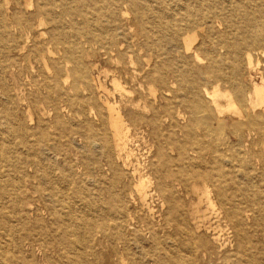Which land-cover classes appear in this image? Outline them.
Here are the masks:
<instances>
[{
    "label": "bare ground",
    "instance_id": "obj_1",
    "mask_svg": "<svg viewBox=\"0 0 264 264\" xmlns=\"http://www.w3.org/2000/svg\"><path fill=\"white\" fill-rule=\"evenodd\" d=\"M198 1L156 0L153 9L149 0H0V61L4 58L0 66L7 67L5 58L10 54L33 51L42 67L37 71L30 66L33 77H38L31 78L26 94L13 85L0 91V126L9 139L0 144V160L5 163L15 157L30 166L38 164L47 175L34 185L36 170L24 180L15 177L0 183V196L7 194L5 185L10 186L13 196L8 203L17 210L12 215L3 209L5 201L0 197L4 230L0 243L7 231L18 233L9 257L0 245V264H29L14 254L21 253L24 239H34L21 210L36 216L39 230L50 232L54 245L72 243L70 228L61 219L64 207L52 173L56 162L64 161L56 145L67 128L59 119L65 107L57 102L60 96L69 100L70 91L74 98L91 104L70 141L85 153L78 168L89 167L92 198L85 202L90 208L89 232L97 231L106 241L101 253H93L94 259H102L95 264L264 263V218L258 221L253 198L246 195L250 188L240 186L237 179L240 173L248 183L264 168V63L259 59L264 56V0H242L260 12L258 19H245L254 27L248 34L259 47L244 49L234 40L228 43L226 37V51L222 55L213 51L204 67L196 44L203 27L181 29L175 24L168 30L174 20L168 9L179 7L191 14V5ZM200 1L199 6L212 3ZM129 10L135 20L152 12L161 36L178 40L185 56L198 65L196 75L189 78L185 63L172 60L145 72L150 59L143 57L142 48L151 46L139 41L138 30L129 24ZM204 16L199 12L200 18ZM83 37L95 45L85 48ZM89 50L112 62H117L115 54L128 53L124 66L100 71L110 88L98 79L92 89L91 74L83 64ZM130 53L144 62L142 69L133 67ZM221 62L231 63V70H224ZM175 71L184 74L167 83L166 73ZM152 80L164 85L159 95ZM225 83L229 88L222 87ZM49 105L56 107L53 121L47 117ZM261 187L255 188L260 207L264 205ZM31 189L44 194L47 223L38 217L40 207L30 203L26 210L17 207L18 196L26 198ZM39 240L46 245V239Z\"/></svg>",
    "mask_w": 264,
    "mask_h": 264
},
{
    "label": "rangeland",
    "instance_id": "obj_2",
    "mask_svg": "<svg viewBox=\"0 0 264 264\" xmlns=\"http://www.w3.org/2000/svg\"><path fill=\"white\" fill-rule=\"evenodd\" d=\"M166 1L167 3H169L176 2L178 0ZM210 1L212 3L209 6H199L198 4L201 5L203 2L200 0L197 3H193L191 5L193 11L191 14L189 12L183 13V11L179 9V7H172L170 9L167 8L169 11L171 10L170 12H172V15L174 17L172 26L170 29H168L169 31L173 30L175 24H178L181 29H190L195 25L203 27V31L198 35L196 40V44L199 46L198 53L201 57H203L202 67L208 65L209 54H213V51H217L219 55H222L226 51L227 43H224V39L226 37H228L229 39L228 43H231L234 40L237 43L236 45L241 46L244 49L254 50L255 48L259 47L260 44L248 34L252 31V29H254V27L251 24H248L245 20L248 16L254 17L255 19H258L260 16L259 10L254 7L253 3L248 2L246 4L242 0H232L231 3L230 0ZM149 2L151 4V8H157L158 4L156 3V0H149ZM164 11L166 10L164 9ZM133 12L134 11L129 10V24H132V28H134V30H138L137 36L139 37V41H147V43L151 46L142 48L143 57L150 59L149 66L145 69V72L149 69L151 70L154 66H166V64L170 60L175 62L183 61V63H185V66L189 68V78L194 77L196 75L195 73L198 65L194 64L189 58L185 56L186 54H184L183 48L178 40L173 42L170 41L167 36H161V32L157 31L159 25H157L156 23L154 14L152 12H147L146 19L138 20L136 18V21L135 19L131 18L134 14ZM199 12L205 14V16L200 18ZM169 20L170 17H166L165 21ZM143 29L146 31V33L143 31ZM83 38L85 39V42H83V45L86 46L85 48H88L90 44H94V40H92L91 38ZM116 45L119 44L117 43ZM90 50L89 52H87L88 56L83 58V64L85 67V71L90 72L91 74V77L89 76V81L93 82L92 89H95L93 87L95 86V83L98 82V79H100L106 84V86L110 88L108 79L106 81H103V73H101L100 71L104 69L114 70L117 65L124 66L129 60L128 53L115 54L114 57L116 58L117 62H112L111 60H108L105 55H100L99 52ZM130 54L134 62L133 67L137 68V70L142 69L144 62L142 60H139L134 53ZM234 58V60H236L235 56ZM259 59L262 63H264V56H259ZM3 62L4 58L1 59L0 65L3 64ZM5 63L7 65L6 68H8L7 70L6 68L3 69L0 66V73L3 74V76L5 75L4 80L0 82V91L5 92L9 86L13 85V87L15 86V89L17 91L19 90V93L26 94L29 82L32 83L31 78L34 80L38 77L37 75L34 76L35 78L33 77L34 72H31L32 67L34 69H37V71L42 70V67L34 57L33 51L23 52L22 55L18 56H12L10 54L5 58ZM49 64L50 68L53 69V65L51 63ZM93 65H96L97 67L90 70V67H92ZM230 65L231 63L228 64L227 62H221L222 68H225L224 70H231ZM260 68L261 70H263L262 65L260 66ZM31 74L32 77L30 76ZM166 74V82L168 83L171 80L179 78L180 75L182 76L184 72L182 73V71H175L174 73L169 72ZM69 82H71V80H69ZM151 84L155 88V93L159 95L164 85L153 80L151 81ZM68 85L69 83H67L65 87ZM222 87L229 88L227 83L222 84ZM69 93H71L72 95L69 100L65 99L64 96H60V102H57L58 106L65 107V111L60 112L59 119L61 120L63 125L67 126V128L65 130L64 137H60L59 140L61 141L56 145L59 153L63 155L64 161H57L56 168L52 173L55 174L57 180V182L55 183V187L58 198H60L61 204L64 207L61 209V219L63 224H68L70 228L71 235L69 239L72 241V243H61L59 245H54L55 242L51 238L50 232L39 230L37 225L39 222H37L35 218L36 216L31 212L24 213L21 210L24 218L22 219V221L26 224V227H30V234L34 237V239H30L32 240L31 244L29 243V239H24L21 242V245L25 246H21V253L16 252L14 254L15 256H17V259L19 261L27 262L29 264L102 263V259L100 257L98 260L94 259L93 253H101L104 245L106 244V241L100 237L99 233L96 234L97 231H94L92 233L89 232V227L87 225V223L89 222L88 209L90 208L85 204V202L86 200L92 198L89 191L91 183V180L89 178V167L81 164L80 168H78L80 158L83 157L85 153L82 151V149L76 147L75 144L70 141L76 138L74 134V127H77L78 124L80 125L83 122L84 115L91 104L89 105L88 103L81 101L79 98H74L72 91H70ZM2 101L3 98L0 97V102ZM17 108L21 111L19 107ZM46 110L48 119L53 121L56 107L49 105L46 106ZM18 116L19 118L22 117L20 113H18ZM96 122V120H93V123L95 125ZM34 126L35 122L34 124H31L30 127L34 129ZM59 130H61V127H58V131ZM6 136V132H4L3 127L0 126V144H7L6 142L9 139H6ZM255 148L257 150L260 149V143L259 145H256ZM94 163L95 162L93 161V164ZM40 169L41 167L38 164L30 166L29 164L22 163L15 157L10 158L5 163L0 160V183H5L7 180L12 181L13 179H15V177H20L24 180V178H29L31 177V175L35 174L34 170H36V178L32 179L33 185L37 183V179L43 182L47 175L41 173L42 171H40ZM257 170L261 171L262 167ZM44 171H47V169H45ZM261 173L262 175L257 174L255 176H252L248 183L243 179V177H241L240 173H236L240 186L247 184V186H249L250 188L249 192H247L246 195H248L249 198H253V200H251L254 203L252 206L253 213L256 214L259 222H261V218H264V205L261 207L258 206L257 200L259 196L257 195L255 188L260 190L259 188H257V186L262 185L261 189L263 190V194L261 193V195L262 200L264 201V168ZM94 174L96 175V177H98L97 172H94ZM97 187H100V191L102 190V185H98ZM5 188L7 189V194H5V196H0L1 199H4L5 201L3 209H5L12 215H15L17 211L16 208L13 206V204L10 205L8 203V199L13 196L11 194L10 186L5 185ZM78 188L80 190V193L78 192ZM101 196L102 193L100 192V197ZM239 196L241 198L246 197L245 194H241ZM43 197L44 194H42L40 189H37L35 191L31 189L26 198L21 194L18 196L17 207L26 210V207L28 208L29 206L28 203H30L35 208L40 207L38 209V217H40L42 221L47 223L49 220V216L44 210V206L47 203L44 201ZM99 216H101L100 213L98 217ZM17 222L18 220L13 221V223ZM0 231L4 230H1L0 228ZM15 234L18 233L16 231L15 233L12 231H7V235L2 236L4 242L0 243L1 250L6 253L8 257L10 256L11 251L15 249L14 245L11 246L12 241L16 237ZM258 235H256L255 237H257ZM260 237L261 236L259 235V238ZM39 238L46 239V245L44 244L43 240H39ZM36 239L38 240L36 241ZM255 264L264 263L258 261Z\"/></svg>",
    "mask_w": 264,
    "mask_h": 264
}]
</instances>
